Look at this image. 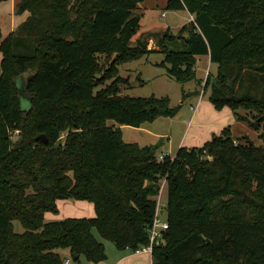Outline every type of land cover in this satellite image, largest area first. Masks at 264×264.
<instances>
[{
  "label": "trees",
  "instance_id": "obj_1",
  "mask_svg": "<svg viewBox=\"0 0 264 264\" xmlns=\"http://www.w3.org/2000/svg\"><path fill=\"white\" fill-rule=\"evenodd\" d=\"M144 1L19 0L26 20L4 40L0 28V264H58L61 250L101 263L106 248L94 230L139 252L163 180L168 229L153 264H264V142L234 139L227 127L159 158L157 146L126 143L120 126L173 118L181 106L121 96L119 87V67L149 53H163L161 67L180 83L196 80V57L209 55L211 104L264 135V0H169L193 20L132 46ZM61 200L92 203L95 217L47 222Z\"/></svg>",
  "mask_w": 264,
  "mask_h": 264
},
{
  "label": "rangeland",
  "instance_id": "obj_2",
  "mask_svg": "<svg viewBox=\"0 0 264 264\" xmlns=\"http://www.w3.org/2000/svg\"><path fill=\"white\" fill-rule=\"evenodd\" d=\"M19 0H6L0 2V28L2 30V40L6 39L12 30H15L16 27L20 25V23L24 22L27 18L28 13L23 15L16 14L17 3ZM169 0H145L144 2L139 4L137 11H135L136 15L141 16V26L142 29L140 33L133 38L132 46H135L137 42L142 38L141 35L144 37H148V34L151 31H160L165 30L164 27H170V29L174 32H177L184 24L189 23L192 21L190 19L189 14L187 11H174L169 10L167 8V3ZM194 18V17H193ZM151 30V31H150ZM145 39V38H144ZM153 40L148 42V48L154 49L155 44ZM1 59V54H0ZM165 55L163 53L152 52L145 55L138 61L129 62L125 65H121L119 67V77L123 80L119 84L120 87V95L121 96H129L134 98H148L150 96H155L157 98H165L168 97L170 99V104L172 107L181 106L178 113V120L182 122L188 121L189 117L191 116L192 109L191 107L195 108L196 101L198 95H203V85L200 84L199 87L195 83V80L186 83H180L175 79L169 77L167 75L166 69L161 67V63L164 61ZM100 63L108 68L111 63V58L108 59L105 55L99 56ZM201 64V63H200ZM198 67V66H197ZM196 67V69H197ZM217 66L213 67V69L208 73H212L215 75ZM23 84L25 82V77L22 79ZM113 79L107 80L103 83V87L109 85ZM205 82V81H204ZM196 86L197 92H193L192 96H186L193 87ZM101 88V87H99ZM23 102H24V110L30 109L29 101L26 98V95H23ZM207 96H205L206 98ZM182 101V102H181ZM174 118V117H173ZM113 122H109V125H113ZM231 129L232 137L234 139H238L242 142L244 140L243 137H249L256 145H262L264 142V138H260L263 133L256 132L252 130L246 123L235 121L232 126H227ZM226 127V128H227ZM123 133V140L126 143H136L138 138L141 135V132L137 130L136 127L131 126H123L122 128ZM65 136V135H64ZM162 150H167V144H165ZM158 151V150H157ZM165 180L162 181V187L160 195L158 196V202L160 204V210H162L161 217L163 219H167L166 216V200H167V192L165 189ZM72 200H66L65 203L71 202ZM78 202V201H72ZM68 209V208H67ZM56 215V221L63 220L60 218L58 214ZM65 217V216H64ZM68 217V216H66ZM166 217V218H165ZM68 218H86V217H68ZM66 219V218H65ZM47 222H51L48 220ZM14 231L15 233L21 234L25 230L19 221H14ZM95 236L101 241L105 247L107 248V253L109 257V261L107 264L112 263L114 261L113 253L121 252L119 249L115 247V245L110 242L106 241L100 237L98 232L94 230ZM160 244H164L165 240L162 236L160 237ZM61 253L69 257L71 256L67 250H61ZM71 260V264H95L87 261L84 257H81L80 260L75 261L74 259L69 258ZM104 262V261H103ZM102 263V262H101ZM100 264V263H98ZM102 264H105L102 263Z\"/></svg>",
  "mask_w": 264,
  "mask_h": 264
},
{
  "label": "crops",
  "instance_id": "obj_3",
  "mask_svg": "<svg viewBox=\"0 0 264 264\" xmlns=\"http://www.w3.org/2000/svg\"><path fill=\"white\" fill-rule=\"evenodd\" d=\"M11 1L13 2V0ZM189 17L190 19H193V16L190 14ZM164 29H170V27H164ZM13 31L14 30H12V32ZM151 33H154V31H151L149 34ZM141 36L142 38L140 40L143 41L145 37L143 35ZM149 49H151V47ZM154 49L158 48L154 47ZM196 58L198 67L196 69L195 83L199 87L200 84H204L209 70L211 71L213 67H216L217 65L211 63L209 55H200ZM192 90L194 92L196 90V86L193 87V89H191L189 93H187L190 97L193 93ZM205 96L207 97L205 98ZM191 109V116L185 123L179 121L177 119L178 115H176L174 118L160 117L154 122L142 124L137 128V130L141 132V135L136 143L141 146H157L158 151H156V155L159 158L165 155H169L174 158L179 148L202 147L206 142L210 141L214 135H220L227 126H232L236 121L231 109H229L228 107H225L222 110L215 109V107L209 101L208 92H204L202 96L198 95L196 106L195 108L191 107ZM116 126L119 127V125L117 124ZM122 127L123 126H120V128ZM165 144H167V150H162ZM65 201L66 200L58 201L59 215L57 216H60V218L65 219L68 217H95V209L92 203L86 201H71L65 203ZM46 220L56 221V215L47 213ZM67 251L70 254V251ZM61 256L63 259L71 258V256L66 257L62 253ZM113 257L114 261L109 264H153L152 254L149 252L139 251L134 253L127 249L118 253H113ZM80 259L81 257L79 258V260ZM108 261L109 257L107 254V259L104 261L105 264H107Z\"/></svg>",
  "mask_w": 264,
  "mask_h": 264
},
{
  "label": "built area",
  "instance_id": "obj_4",
  "mask_svg": "<svg viewBox=\"0 0 264 264\" xmlns=\"http://www.w3.org/2000/svg\"><path fill=\"white\" fill-rule=\"evenodd\" d=\"M160 158H163V156H161ZM161 213H162V211L160 210V204L158 202L156 217H155L153 226L150 230V233H151L150 244H149V246L142 248L140 251L149 252L152 254L153 247L155 245H161L160 244V241H161L160 237L168 229L167 219H163L161 217ZM58 264H71V260L70 259H63Z\"/></svg>",
  "mask_w": 264,
  "mask_h": 264
},
{
  "label": "water",
  "instance_id": "obj_5",
  "mask_svg": "<svg viewBox=\"0 0 264 264\" xmlns=\"http://www.w3.org/2000/svg\"><path fill=\"white\" fill-rule=\"evenodd\" d=\"M37 140H43L44 143H47L48 142L47 137L44 134L39 135L37 137ZM75 258H77V257H75Z\"/></svg>",
  "mask_w": 264,
  "mask_h": 264
}]
</instances>
